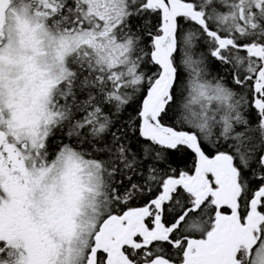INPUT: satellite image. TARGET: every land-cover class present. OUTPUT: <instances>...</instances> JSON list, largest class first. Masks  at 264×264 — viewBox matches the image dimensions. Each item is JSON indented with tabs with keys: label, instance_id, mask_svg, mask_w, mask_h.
<instances>
[{
	"label": "snow or ice",
	"instance_id": "obj_1",
	"mask_svg": "<svg viewBox=\"0 0 264 264\" xmlns=\"http://www.w3.org/2000/svg\"><path fill=\"white\" fill-rule=\"evenodd\" d=\"M0 264H264V0H0Z\"/></svg>",
	"mask_w": 264,
	"mask_h": 264
}]
</instances>
